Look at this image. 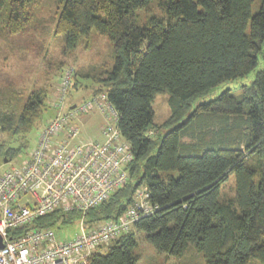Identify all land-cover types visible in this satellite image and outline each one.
Segmentation results:
<instances>
[{"label": "trees", "instance_id": "1", "mask_svg": "<svg viewBox=\"0 0 264 264\" xmlns=\"http://www.w3.org/2000/svg\"><path fill=\"white\" fill-rule=\"evenodd\" d=\"M150 1L55 0L45 20L52 2L43 10L41 0H0V164L26 146L55 86L17 83L4 69L8 60L45 55L48 35L68 51L100 40L104 48L74 68L70 89L106 93L133 157L125 184L89 208L85 221L117 220L138 187L157 207L89 264H136L143 240L177 257L192 244L206 264H264V0H153L139 24L137 10ZM62 64L54 63V80ZM251 72L236 93L226 88L202 99ZM159 92L169 94V113L154 122ZM229 173L233 195L221 192ZM78 216L54 210L33 226Z\"/></svg>", "mask_w": 264, "mask_h": 264}, {"label": "built area", "instance_id": "2", "mask_svg": "<svg viewBox=\"0 0 264 264\" xmlns=\"http://www.w3.org/2000/svg\"><path fill=\"white\" fill-rule=\"evenodd\" d=\"M73 71L69 67L61 75L52 104L56 113L40 129L27 157L19 164H0V264H89L93 252L157 207L138 187L117 220L86 223L85 212L125 184L133 155L105 92L66 105ZM91 111L100 114L101 140L79 139L76 120ZM54 210L79 213L80 232L74 238L59 240L52 226H33Z\"/></svg>", "mask_w": 264, "mask_h": 264}, {"label": "rangeland", "instance_id": "3", "mask_svg": "<svg viewBox=\"0 0 264 264\" xmlns=\"http://www.w3.org/2000/svg\"><path fill=\"white\" fill-rule=\"evenodd\" d=\"M51 2L53 5H51ZM54 2L55 0H41V8L44 10L45 7L51 5L50 10L43 12L45 20H48L51 15L54 13ZM154 1H150L147 7H142L137 10L138 13V23L143 24L146 20V15L149 13L148 9H152ZM255 8L253 7V12ZM51 26L50 21L48 22L47 28ZM48 45L45 55H38L32 57L31 55H25L24 58L17 59L11 57L7 64H5L4 69L11 73L17 83L20 82H37V83H49L51 80L55 82L53 88V95L47 101V108L43 112L40 119H38L31 130L26 134V146L22 147L21 150L14 155L8 162L3 163V166H8L11 164H19L20 161L27 157L28 152L34 147L38 133L40 129L52 118L56 109L53 107V102L56 99V90L59 85V81L51 78L54 74V63L62 62L61 75L63 74L66 68H72L79 65H86L95 59V55L103 49V42L98 40L94 46L91 48H82L80 44L73 51L64 50V44L61 39L48 35L47 38ZM262 66V62H259L258 68ZM55 75V74H54ZM254 76V72H251L247 76L238 77L236 79L226 80L221 84L215 86L211 91L206 94L202 99H208L214 97L223 89H230L234 93L239 90V85L243 83H249ZM56 87V89H55ZM66 105L69 102H77L82 97H88L89 91L87 88L80 89H70ZM168 92H159L155 95L152 102V108L154 111L153 120L154 122H160L164 120L169 113L168 106ZM80 136L79 139L87 140H101V127L102 120L100 115L96 111H91L83 115L80 119L76 120ZM234 175L229 173L226 180L221 185V192L227 195H233L234 193ZM56 237L59 240H68L74 238L79 232V223L77 220L70 222H58L52 226ZM106 246V245H105ZM105 246L100 248V251L104 252ZM136 253L139 255V259L136 264H206L202 254L197 251L192 244H189L187 251H185L181 256H169L166 254L158 253L153 246L146 242L145 240L139 241V244L135 248Z\"/></svg>", "mask_w": 264, "mask_h": 264}, {"label": "water", "instance_id": "4", "mask_svg": "<svg viewBox=\"0 0 264 264\" xmlns=\"http://www.w3.org/2000/svg\"><path fill=\"white\" fill-rule=\"evenodd\" d=\"M72 107V106H71ZM8 160L4 159V163L7 162ZM2 247V240H1V237H0V248Z\"/></svg>", "mask_w": 264, "mask_h": 264}, {"label": "crops", "instance_id": "5", "mask_svg": "<svg viewBox=\"0 0 264 264\" xmlns=\"http://www.w3.org/2000/svg\"><path fill=\"white\" fill-rule=\"evenodd\" d=\"M98 113V112H97ZM99 114V113H98ZM100 115V114H99Z\"/></svg>", "mask_w": 264, "mask_h": 264}]
</instances>
